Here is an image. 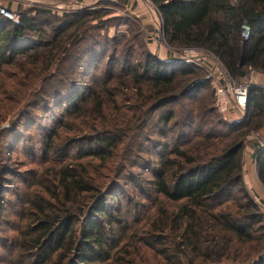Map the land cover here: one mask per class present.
Here are the masks:
<instances>
[{
    "label": "trees",
    "instance_id": "trees-1",
    "mask_svg": "<svg viewBox=\"0 0 264 264\" xmlns=\"http://www.w3.org/2000/svg\"><path fill=\"white\" fill-rule=\"evenodd\" d=\"M149 1L170 46L208 51L235 78L264 74V0ZM106 13L0 15V213L19 179L0 264H264V208L242 155L263 92L250 88L243 119L227 123L198 66L137 52L128 31L90 35ZM35 126L38 155L20 173L5 135L13 147ZM253 148L264 188V147Z\"/></svg>",
    "mask_w": 264,
    "mask_h": 264
},
{
    "label": "rangeland",
    "instance_id": "rangeland-1",
    "mask_svg": "<svg viewBox=\"0 0 264 264\" xmlns=\"http://www.w3.org/2000/svg\"><path fill=\"white\" fill-rule=\"evenodd\" d=\"M103 4H98L91 10L95 11H106L107 13L101 18L102 20H108L106 22L107 27L104 30L97 32H92L90 30V35H101L102 37L113 38L116 33L129 32V35H138L137 44L141 47L139 48L135 45L137 52L144 49L148 50L155 57L162 61L170 60H181L187 63H193L198 66L204 74L210 78V90H212V107L216 110L217 114L221 117L222 120H225L227 123H234V121H241L244 117V114L239 117L235 114L228 115L225 117L222 114H219L215 108V97H214V85L217 81L224 87H228L229 84L242 85L246 84L250 88H255L263 92L264 95V74L256 71H250L244 78H235L232 77L224 68L222 63L208 51H203L202 49H184L181 47L170 46L164 36L162 30L161 20L155 9H150L149 14L144 16V11L142 10V2L146 5L149 0H103ZM141 3V4H140ZM139 5V7H138ZM10 4L8 3L7 7ZM31 9V8H28ZM96 23V22H94ZM242 38V35H241ZM243 41L247 39H243ZM224 75L226 78L224 79ZM224 79V80H223ZM227 82L229 83L227 85ZM249 88V89H250ZM205 96V95H204ZM248 100V99H247ZM177 110L179 106H174ZM59 113V112H58ZM38 120L37 124L42 126H51L52 122L50 121L49 115L36 113ZM242 117V118H241ZM262 119H249L254 124L253 126H258L259 128L250 132L246 137L244 148L242 150L243 155V164L247 160V167L250 168L252 164V155H254V145L258 144L260 147H264V117ZM37 128L33 127L30 132V136L25 137V142L23 140H18L15 142L14 146L11 147L10 139L13 138V141L16 140L10 135H5L6 140L9 141L8 149H10V158H11V168L16 171L23 173L27 169H31L32 165L30 164L31 157L33 155L32 151L35 152V155H38L37 150ZM32 137L31 142L26 143L27 140ZM158 138H155L157 140ZM4 143V141H2ZM36 145V146H35ZM1 150V145H0ZM250 163V164H249ZM8 165V164H7ZM140 171L138 169L134 170V174L139 176ZM146 179H151L148 173L143 174ZM9 184L7 185L8 190H6L5 199L3 203V209L0 213L2 215L1 227H0V244L5 241H10L14 233L10 230L11 225L17 222L16 211H18V202L14 200V192L19 183L18 177L9 176ZM122 183V182H121ZM124 183V182H123ZM123 191L125 194L132 195V189L128 184L123 185ZM250 193L255 197V200L260 201L253 192ZM123 201V200H122ZM261 202V201H260ZM124 203V202H123ZM5 240V241H4ZM0 255H6L5 251L0 248Z\"/></svg>",
    "mask_w": 264,
    "mask_h": 264
},
{
    "label": "built area",
    "instance_id": "built-area-1",
    "mask_svg": "<svg viewBox=\"0 0 264 264\" xmlns=\"http://www.w3.org/2000/svg\"><path fill=\"white\" fill-rule=\"evenodd\" d=\"M99 1L101 0H0V15L17 23L20 12L28 8H43L48 10L51 15L60 17L66 13L92 9ZM146 2L150 9L156 10L150 1ZM8 3L10 4L9 7H7ZM12 6L14 9H11ZM157 14L160 18L158 12ZM241 35L243 39H248L249 29L246 25L242 26ZM222 76L224 79L226 78L224 75ZM249 88L246 84L236 85L234 83L224 87L217 81L216 85H214V97L215 108L218 113L225 117L232 114L238 117L239 115L242 116L246 109Z\"/></svg>",
    "mask_w": 264,
    "mask_h": 264
},
{
    "label": "crops",
    "instance_id": "crops-1",
    "mask_svg": "<svg viewBox=\"0 0 264 264\" xmlns=\"http://www.w3.org/2000/svg\"><path fill=\"white\" fill-rule=\"evenodd\" d=\"M141 5L143 7L142 10L144 11V16L147 15V13L149 14V11L152 12L147 4L145 5L142 2ZM11 9H14V7L12 6ZM252 159H253V155H252ZM247 165L248 162L247 160H245V163L243 164L244 183L248 188V190L253 192L255 196L262 202V207L264 208V188L257 179L254 159L252 160V164H250V168H248Z\"/></svg>",
    "mask_w": 264,
    "mask_h": 264
}]
</instances>
